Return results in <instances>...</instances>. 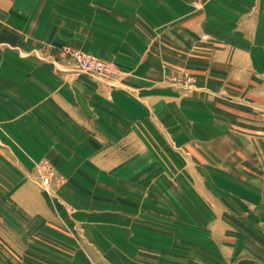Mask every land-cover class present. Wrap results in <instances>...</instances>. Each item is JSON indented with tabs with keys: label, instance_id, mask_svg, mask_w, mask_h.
I'll return each mask as SVG.
<instances>
[{
	"label": "crops",
	"instance_id": "obj_1",
	"mask_svg": "<svg viewBox=\"0 0 264 264\" xmlns=\"http://www.w3.org/2000/svg\"><path fill=\"white\" fill-rule=\"evenodd\" d=\"M62 45L113 62L119 76L108 83L76 73ZM250 68L264 83V0H0V213L13 209L24 230L40 231L55 264H264L243 249L264 221L232 216L242 198L239 210L254 206L261 188L234 195L243 185L215 167L210 191L228 205L202 193L206 211L191 210L151 176L157 167L166 176L171 146L185 150L186 121L195 126L187 134L208 133L200 118L211 95L229 83L248 88ZM177 69L193 73L196 97L162 81ZM203 87L211 94L202 98ZM41 159L66 181L53 191L56 208L30 172Z\"/></svg>",
	"mask_w": 264,
	"mask_h": 264
},
{
	"label": "rangeland",
	"instance_id": "obj_2",
	"mask_svg": "<svg viewBox=\"0 0 264 264\" xmlns=\"http://www.w3.org/2000/svg\"><path fill=\"white\" fill-rule=\"evenodd\" d=\"M208 57L214 58L215 55L210 56L209 53ZM214 61L216 62L215 59ZM74 71L92 78H97L98 81L108 83L110 80L116 79L120 73L118 70V75L116 77L104 79L99 76L76 71L75 69ZM217 71L222 70L217 69ZM230 72H233V69ZM246 72L250 74H248L250 78V86L248 88L243 87L242 84L229 83L231 87L223 85L219 87L217 95L215 94L216 91L211 95L213 101L209 105V112L203 109L200 118L202 126L206 127L208 133L187 134L189 130L195 129V126L191 121H186L184 135H187L189 139L186 141L185 150H176L174 146H171L168 152L169 155L164 153L169 156V163L167 162V166L165 167L166 176L163 174L162 167L152 169L151 176L154 178V182L162 183V185L169 188L170 191L177 195H184L188 202L191 201V210L192 208H196L197 210L202 209L206 211L205 205L199 200L202 193L206 194L208 198L212 195L214 198L217 197L218 200L221 199V201L225 203H223L224 206L229 202L225 196L216 193L213 194L210 191V186L214 187L216 183L209 180L208 174L215 170V167L226 168L227 171L232 169L233 174L236 176L235 187L239 189L237 185H243L242 190L238 191V189H235L238 192L234 193V195L244 194L247 191V187L255 191L259 188L262 189L260 191L262 197L257 198V203L254 206L250 205L247 209L239 210L241 207H245L247 200L245 198H242L245 202L243 203L244 206L238 208L236 204H234L233 219L237 221V217L240 219L243 218L245 222V217H248L249 223H251L248 224L251 226L254 223L257 225L264 221V211H261L264 205V83L256 84V77L259 71H254L250 68L246 70ZM260 74L261 78H263V72H260ZM162 81L169 89L183 97L193 98L194 96L196 97L195 94L198 92L195 85V76L189 69H177L169 74H163ZM248 92L249 96H244L245 93L248 95ZM201 93L202 98L205 94H211L204 87ZM255 94L260 95L263 99L262 103L254 105L251 102ZM192 98L191 100H193ZM214 101L217 103L215 104ZM225 106H228L230 111L226 112ZM214 109H216L217 112H214ZM216 114H218V116H216ZM207 117L211 118V123L207 122ZM215 123L216 125L213 126ZM232 124H234V127H232ZM180 128L182 131L183 124ZM164 150L165 152L168 151L167 148H164ZM193 156H197V158L193 159ZM43 161H46L45 164L54 170L53 166L47 160L41 159L31 163L30 172L33 174L37 186L45 195L46 199L56 208L58 202L53 191L66 181L54 170L57 176L56 183L44 189L39 182L37 174V168H41L39 166L44 164ZM198 162H200L201 166L198 165ZM162 175L165 179L163 182L159 179V176ZM205 203L209 205L208 202ZM170 204L175 210L177 204L172 201ZM227 207L230 208L229 206ZM8 210V215H2L0 213V264H55L48 260V255L57 252L56 248L45 244L39 245V240L35 235H38L40 231H37V234L28 228V230H24V222L21 220L19 213L13 209ZM237 210L239 211L237 212ZM258 210L260 211L258 212ZM68 213H71V208H68ZM202 215L209 218L212 216V214L206 213H202ZM61 226L64 232H71L74 237L80 238V232L75 228H72L64 222L61 223ZM38 227H40V224ZM41 232L48 234L44 237H50V234L54 237V231L49 233V231L46 232V229H43ZM186 232H190L189 229L186 228ZM255 232L256 233H252L250 239L247 241L249 243L248 246L243 247L247 239H243L241 243L236 246L240 247V249L242 247L243 249H250L255 255H264V228L262 227L260 230L256 229ZM174 238L175 237H172L173 246H175ZM188 238L189 237H185V239ZM237 238L238 236L234 238V248H236L235 244L238 241ZM255 240L258 241V245H255L253 242ZM183 247L184 245H180L179 248ZM207 249L210 251L207 253L209 256L215 254L213 245L207 246ZM236 249H233V252L236 253L235 255H239ZM259 258H262L261 255H259Z\"/></svg>",
	"mask_w": 264,
	"mask_h": 264
},
{
	"label": "built area",
	"instance_id": "obj_3",
	"mask_svg": "<svg viewBox=\"0 0 264 264\" xmlns=\"http://www.w3.org/2000/svg\"><path fill=\"white\" fill-rule=\"evenodd\" d=\"M61 51L72 61L76 71L104 79L114 78L118 75V69L113 62L102 60L90 52L69 45H62ZM43 162L44 164L39 166L41 168H37V174L41 186L45 189L56 183L57 176L54 170L45 164L46 161Z\"/></svg>",
	"mask_w": 264,
	"mask_h": 264
}]
</instances>
